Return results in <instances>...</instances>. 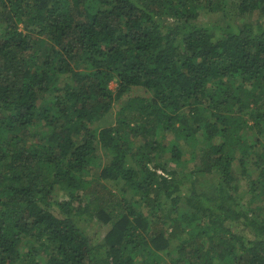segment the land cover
I'll use <instances>...</instances> for the list:
<instances>
[{
  "label": "trees",
  "instance_id": "trees-1",
  "mask_svg": "<svg viewBox=\"0 0 264 264\" xmlns=\"http://www.w3.org/2000/svg\"><path fill=\"white\" fill-rule=\"evenodd\" d=\"M40 245L49 264H264V0H0V264Z\"/></svg>",
  "mask_w": 264,
  "mask_h": 264
},
{
  "label": "rangeland",
  "instance_id": "rangeland-1",
  "mask_svg": "<svg viewBox=\"0 0 264 264\" xmlns=\"http://www.w3.org/2000/svg\"><path fill=\"white\" fill-rule=\"evenodd\" d=\"M229 5H232V4H229ZM229 9H233L231 6L228 7ZM237 10L235 9L234 7V10H232V16L229 17L230 20L234 21L235 23L237 24H242L244 21H247V20H253V21H256L255 16H248V15H238V12ZM217 14H210L206 11H203L199 17L200 21H208L209 19L211 18H216ZM228 18H226L225 20L229 21ZM111 89L113 90V92L115 93L116 90H117V83L116 81H113L111 83ZM144 91L143 90H140V89H134L131 91V96H137V95H143ZM116 109H118V106L115 105V108H114V111H113V114L111 116H109V118L107 119H104V124H108L110 123L111 121L114 122V119H115V112H116ZM255 134H254V130H250L249 131V136L250 137H253ZM169 139H167L168 141ZM202 146L203 144L202 143H198L197 147H196V150L197 149H202ZM195 150V151H196ZM98 152H99V157L100 159L107 163V159L110 157L111 158V154L110 152L108 151V149H106L105 147L102 146V144H99V147H98ZM170 156L168 155V157H165L164 161H166L167 165L172 167V168H175L177 169L178 171L182 172L183 174H186L189 169H190V166H186L187 162L183 164H178V161L177 160H171L169 158ZM186 158V156L184 157ZM189 158V156H188ZM183 161V158L182 160ZM99 174V171L97 170H92L91 171V174H87V175H83L85 179H90L92 178L93 176H96ZM107 185L112 188V189H115V191H118V186L116 187L115 185L111 184V182H106ZM236 184V190H235V195H239V196H242V197H245L247 198L248 195H247V187L246 185H244V183L242 181H236L235 182ZM103 191V189H102ZM119 195V193H118ZM54 196L58 199H68L69 198V191L68 190H65V189H61L60 187H56V189L54 190ZM86 201V200H85ZM249 201V198L246 202ZM186 207L183 205L181 207V210L185 209ZM110 229V225L109 224H101V222L99 221L98 217H95L92 219V222L90 223L89 227H88V230L92 233V235L96 236L99 235L101 238L104 237V235L109 231ZM97 237V236H96ZM45 239V238H43ZM28 247V245H27ZM27 249V248H25ZM24 249V250H25ZM50 247H45V245H40V247L38 248V256H37V260L42 264H49V258L51 256V252H50ZM174 254H173V253ZM158 255H160V257L164 258V261H167L169 260L171 257H173L175 255V252L173 251V248L170 246L168 249H165V250H160L158 251ZM217 264V263H216Z\"/></svg>",
  "mask_w": 264,
  "mask_h": 264
}]
</instances>
